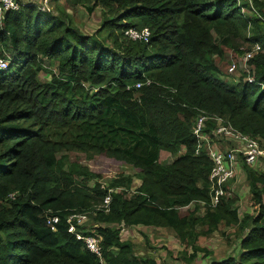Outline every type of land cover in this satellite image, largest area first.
<instances>
[{
	"label": "trees",
	"instance_id": "1",
	"mask_svg": "<svg viewBox=\"0 0 264 264\" xmlns=\"http://www.w3.org/2000/svg\"><path fill=\"white\" fill-rule=\"evenodd\" d=\"M65 1L101 6V25L84 32L66 12L59 17L30 1L0 12V53L8 60L0 68V264H103L67 228L68 214L86 211L104 223L94 227L104 264H167L136 254L110 223L167 226L196 249L198 234L238 219L235 196L209 203L212 160L192 125L205 111L258 135L264 147V22L242 12L246 0ZM129 27L149 34L130 38ZM102 29L111 43L98 36ZM244 39L261 45L248 61L254 80L243 73L231 83L218 75V61ZM46 60H56L57 71ZM215 125L208 119L205 129ZM182 148L171 162L159 160L161 150ZM115 159L140 174L131 196L132 175L104 168ZM246 166L256 213L247 215L242 250L205 264H264V171ZM191 201L193 209L179 211ZM47 213L59 217L54 229Z\"/></svg>",
	"mask_w": 264,
	"mask_h": 264
},
{
	"label": "rangeland",
	"instance_id": "2",
	"mask_svg": "<svg viewBox=\"0 0 264 264\" xmlns=\"http://www.w3.org/2000/svg\"><path fill=\"white\" fill-rule=\"evenodd\" d=\"M20 3L25 1H30L35 3L41 8L50 9L54 14L62 17L61 11H64L68 15V19L75 25H77L82 31L87 33H94L97 28L101 25L103 8L99 5L88 4H77L74 7L69 6L65 0H18ZM264 5V0H260ZM262 5V6H263ZM60 11V12H59ZM61 15V16H60ZM66 20V18H64ZM246 38L248 35H252L251 29H246L244 32ZM98 36L105 43H111V39L107 36L104 29L100 30ZM215 40H220L221 36L214 32ZM251 42L249 39H244L239 41L238 49L232 47H227L225 50V55L221 60H219L220 72L218 75L228 82L235 83L238 81L239 77L244 73L247 74V66L250 64L247 62L245 64L243 60L245 48L250 47ZM1 56L6 58L5 53H0ZM7 59V58H6ZM235 63L236 67L234 72H228V65ZM46 67L48 69H53L57 71V61L56 60H46ZM252 65V64H251ZM254 66L252 65V70ZM40 77H49L46 71L40 72ZM88 89L90 91L94 90L89 85ZM219 125L210 127L207 129L206 133L209 135L208 138L201 140V146L208 151L209 145L216 147L218 149H225L232 146L235 141V136L233 133L238 131L234 129L230 122L224 119L223 130L221 133L215 132ZM184 148L177 152H170L167 150H161L159 154V160L164 163H169L177 155L182 153ZM118 165H117V164ZM262 166V165H260ZM246 164L243 161H239L238 171L236 176L226 183V194L227 196H235L237 199L235 205L237 206L238 219L231 222L230 224L220 221L217 228L209 233L198 234L195 246L184 247V244L180 242L176 233L173 229L161 226V225H143L136 224L131 225L125 222L120 223H110L113 227H119L120 236L122 239H128L134 244V252L136 254L152 255L157 261L165 262L167 264H205L211 261V259H219L228 255L239 256L240 251V239L241 237L250 229L252 224L247 217L248 214H255L256 211L251 204V192L249 186V178L247 177ZM250 167V166H249ZM104 168L110 172L115 173L118 169H123L124 172L132 175V183L126 189V195L131 196L132 194L138 192L137 186L141 183V177L139 172L128 165L127 163L115 159V163L111 165H104ZM259 170L256 172L264 171L262 167H258ZM104 181V180H103ZM257 185H261L257 182ZM196 203L189 205H184L179 207L180 212H186L188 209H193ZM197 213L203 214L206 204L198 203L196 204ZM83 222L82 226L85 230L95 231L94 227L98 224H104L95 222L89 216V211L82 212ZM197 228L205 229V226L198 224ZM194 249V250H193ZM193 251L195 256L192 258Z\"/></svg>",
	"mask_w": 264,
	"mask_h": 264
},
{
	"label": "built area",
	"instance_id": "3",
	"mask_svg": "<svg viewBox=\"0 0 264 264\" xmlns=\"http://www.w3.org/2000/svg\"><path fill=\"white\" fill-rule=\"evenodd\" d=\"M249 2V7H242L241 10L244 14L248 12H257L259 13L261 19L264 22V14H262L259 10V7L254 3V0H246ZM19 6L18 0H0V12H3L8 8H16ZM264 6V5H263ZM264 11V8H263ZM262 11V12H263ZM249 29V28H248ZM125 34L133 39L136 38H144L146 39L149 34V30L145 27L143 29H136L133 27H129L124 30ZM250 35H248L249 37ZM251 45L248 48H245L243 60L245 64L249 61V59L254 56L258 51L261 50V45L258 41H251ZM8 64V60L0 55V68L6 67ZM236 67L235 63L228 65V72H234ZM247 76H245L246 80L252 81L254 80V76L251 74L252 65L249 64L247 67ZM139 84V83H137ZM208 119H214L217 125H219L215 132L221 133L223 130V119L220 116L210 115L205 111H202L196 115L193 120L192 130L199 137L200 144L201 140H204L209 137L206 133V125ZM235 136V141L232 146H229L225 149L214 148L209 145V149L207 151L209 157L212 160V168L209 175V203L214 206L219 201L221 195L226 193L224 186L228 181H230L233 177L236 176L239 167V161H243V163L247 164L250 167H253L256 170H259L258 167H262L264 169V147L262 144V140L258 135L252 134H244L240 131H235L233 133ZM262 165V166H260ZM102 184H105V181H101ZM119 187H114V189H118ZM111 190V188H109ZM13 196V193L10 194ZM110 200V194L107 193L104 198V206L105 210L108 209L105 204ZM198 203H205L204 200L199 199ZM194 201L186 204H192ZM82 213H70L66 216V222L68 224L67 228L69 231L74 232L76 237L81 238L84 241L85 246L96 254L99 261L104 264L103 256H102V245H101V235L92 231L91 233H84V230H77L76 225H82L83 217ZM57 214H46V220L50 224L51 228H55V222L58 220Z\"/></svg>",
	"mask_w": 264,
	"mask_h": 264
},
{
	"label": "crops",
	"instance_id": "4",
	"mask_svg": "<svg viewBox=\"0 0 264 264\" xmlns=\"http://www.w3.org/2000/svg\"><path fill=\"white\" fill-rule=\"evenodd\" d=\"M171 161H172V160H171ZM171 161H170V162H171ZM166 227H167V226H166Z\"/></svg>",
	"mask_w": 264,
	"mask_h": 264
},
{
	"label": "clouds",
	"instance_id": "5",
	"mask_svg": "<svg viewBox=\"0 0 264 264\" xmlns=\"http://www.w3.org/2000/svg\"><path fill=\"white\" fill-rule=\"evenodd\" d=\"M238 80V79H237Z\"/></svg>",
	"mask_w": 264,
	"mask_h": 264
}]
</instances>
